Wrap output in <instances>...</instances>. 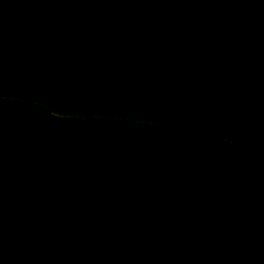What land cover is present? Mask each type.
Wrapping results in <instances>:
<instances>
[{
  "label": "water",
  "instance_id": "1",
  "mask_svg": "<svg viewBox=\"0 0 264 264\" xmlns=\"http://www.w3.org/2000/svg\"><path fill=\"white\" fill-rule=\"evenodd\" d=\"M0 264H264V0H0Z\"/></svg>",
  "mask_w": 264,
  "mask_h": 264
}]
</instances>
